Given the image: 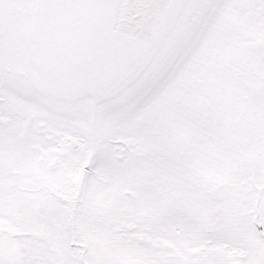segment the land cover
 <instances>
[{"label":"snow or ice","instance_id":"obj_1","mask_svg":"<svg viewBox=\"0 0 264 264\" xmlns=\"http://www.w3.org/2000/svg\"><path fill=\"white\" fill-rule=\"evenodd\" d=\"M0 264H264V0H0Z\"/></svg>","mask_w":264,"mask_h":264}]
</instances>
